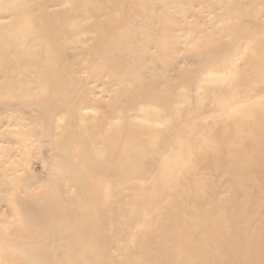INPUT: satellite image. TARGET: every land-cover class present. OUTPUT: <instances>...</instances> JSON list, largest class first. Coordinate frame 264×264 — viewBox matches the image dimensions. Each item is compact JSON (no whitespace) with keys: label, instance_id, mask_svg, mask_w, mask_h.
<instances>
[{"label":"rangeland","instance_id":"1","mask_svg":"<svg viewBox=\"0 0 264 264\" xmlns=\"http://www.w3.org/2000/svg\"><path fill=\"white\" fill-rule=\"evenodd\" d=\"M0 264H264V0H0Z\"/></svg>","mask_w":264,"mask_h":264}]
</instances>
